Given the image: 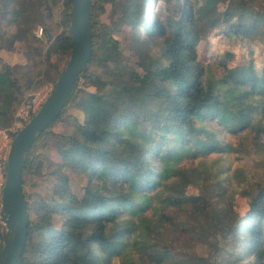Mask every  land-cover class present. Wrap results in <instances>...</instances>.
Here are the masks:
<instances>
[{
    "label": "trees",
    "instance_id": "16d2710c",
    "mask_svg": "<svg viewBox=\"0 0 264 264\" xmlns=\"http://www.w3.org/2000/svg\"><path fill=\"white\" fill-rule=\"evenodd\" d=\"M59 1L0 0V49L17 48L26 57L13 65L0 58V128L10 125L15 105L33 83V56L41 46L49 63L45 76L53 83L67 63L72 0H62V29L54 34L51 4ZM107 1L113 13L123 9L115 28L100 19ZM149 1L155 0H92L90 60L61 113L25 156L29 222L17 264H264V174L254 176L233 156L246 136L257 145L264 136V69L257 73L252 62L201 63L197 49L212 27L264 44V8L255 9L253 0H173L179 16L162 19ZM9 9L15 11L14 30L4 34L1 13ZM36 22L43 41L31 32ZM123 25L135 46L131 57L115 37ZM70 105L82 112V121L64 116ZM60 119L68 124L63 134L51 130ZM39 143L52 145L60 160L34 151ZM188 159L190 165L183 163ZM80 174L85 182L77 193L71 177ZM27 183L34 189L27 190ZM180 183L195 184L199 194L176 191ZM238 195L248 197V208L236 219L228 209ZM212 199L227 210L225 225L234 228L232 251L217 262L168 238L187 230L167 209L190 203L194 234L203 241L209 210L219 215Z\"/></svg>",
    "mask_w": 264,
    "mask_h": 264
},
{
    "label": "rangeland",
    "instance_id": "374dc122",
    "mask_svg": "<svg viewBox=\"0 0 264 264\" xmlns=\"http://www.w3.org/2000/svg\"><path fill=\"white\" fill-rule=\"evenodd\" d=\"M147 4L149 5V8L156 12L162 19L170 16L177 18L179 16V13L175 11L173 0L168 2H165L164 0H155L152 2L149 1ZM223 6L224 5L220 4V9H222ZM63 7L62 0H60L57 5L51 4L52 17L49 19V23L54 27V34L59 33L62 29L60 25V19L61 10ZM253 7L257 10L263 9L264 2L262 0H253ZM112 10L113 2H105L104 11L100 14V19L107 25L115 28L113 21L123 11V9H117L119 14L113 13ZM14 16V9L5 10L1 13V18L3 21L1 30L4 34L13 33ZM121 28L123 32L116 31L115 37H117L120 41L123 54L131 57L134 54L135 46L131 38L129 28L126 25L121 26ZM31 32L35 38L43 41V26L40 23L36 22L32 27ZM41 47L43 48L41 54L33 56V58L36 59L33 83L22 94L21 98L15 105L12 122L6 128L13 124L15 121V116L18 114H22L26 119H29L31 117V109L38 107L39 103L42 101V98H44L54 86L53 81L45 76V71L48 69L49 63L44 56L46 46L43 45ZM197 49L201 63H206L211 59H217V61L221 62L227 67H233L252 62L257 73L261 74L264 69V44L257 38L240 39L234 36H227L224 32L212 27L208 32V36L198 42ZM0 58L1 61L11 65L16 63L24 64L26 62V57L24 56L23 52L18 51L17 48L11 51L0 49ZM52 59L55 60L53 57ZM27 61L30 62L31 58H27ZM65 63L66 60L60 61L59 68H62ZM50 72L54 74V70L52 68L50 69ZM80 85H82V87L84 86V84H81V82ZM87 88L88 90L94 89L93 86H88ZM64 116H74L79 121H82L83 119L82 112L71 105L66 108ZM18 120L24 124L21 119ZM67 128V121H63L61 119L51 126V130L57 134L65 133ZM0 139H3L2 136H0ZM231 141L235 144L237 138L233 137ZM258 142L260 143L259 145L255 143L252 136L248 135L246 138H244L243 143L239 146V152L233 154V156L237 158L236 162L240 163L245 168L250 169L253 175L256 177L264 174V136H262ZM33 149L36 152L47 155L54 162H58L60 160L58 153L54 150L52 145L45 146L44 144L40 145L39 143L33 147ZM183 163L190 165L191 161L188 159ZM233 166H235V162H233ZM45 170L49 172L47 166ZM29 179L30 178L27 177V181ZM34 180L38 182L37 177H34ZM172 181L180 182L178 177H175ZM214 181L215 180L213 178L209 179V183H213ZM84 182L85 178L81 174L75 176L73 175L71 177L72 188L77 193L82 192V186ZM28 183L26 185V189H34V187H31V185ZM176 188H180L175 189L176 191L183 192L186 195L199 194L198 187L192 183H187L185 185L180 183L179 187ZM234 198L233 205L228 209V211H231L234 217L238 219L248 208V197L245 195H238ZM208 200H211V198ZM209 204H211V207L214 206L215 210H219V215L216 217L215 214L209 210L207 218L204 219V222L202 223L204 228L207 230V235L203 241L202 238H198L194 234V231L197 228H195V219L192 213L193 205L190 203H187L182 207L171 206L169 209H167V214L172 218V221L177 223L179 227L185 228L187 230L186 233L179 231V233L174 236L170 233L168 238H173L178 246L183 247V249L197 250L199 253H202L207 260H215V262H217L219 259H221L222 254H228L232 251L233 246L231 239L234 236V228L233 226L225 225L226 221L224 214L227 210L219 209V200L212 199L211 203ZM244 244L245 243H243V241L239 242L238 248L242 250ZM114 264H117V262L114 261Z\"/></svg>",
    "mask_w": 264,
    "mask_h": 264
},
{
    "label": "water",
    "instance_id": "95a60500",
    "mask_svg": "<svg viewBox=\"0 0 264 264\" xmlns=\"http://www.w3.org/2000/svg\"><path fill=\"white\" fill-rule=\"evenodd\" d=\"M92 0H72L70 34L72 48L50 93L39 109L14 134L6 155L5 181L0 202V264H17L27 240L28 212L22 190L25 156L34 139L61 113L91 57Z\"/></svg>",
    "mask_w": 264,
    "mask_h": 264
},
{
    "label": "built area",
    "instance_id": "2783aa9c",
    "mask_svg": "<svg viewBox=\"0 0 264 264\" xmlns=\"http://www.w3.org/2000/svg\"><path fill=\"white\" fill-rule=\"evenodd\" d=\"M45 97L42 98V101L39 103L38 107H36L35 109H31V116L39 109ZM18 119H21L24 122V124L28 120L22 114H18L15 116V119H14L15 121L10 127L0 128V136H2L3 138V139H0V202H1L2 188H3L4 181H5V171H6L5 161H6V155H7V151L9 148V144L14 134L17 132V130H19L24 125Z\"/></svg>",
    "mask_w": 264,
    "mask_h": 264
}]
</instances>
